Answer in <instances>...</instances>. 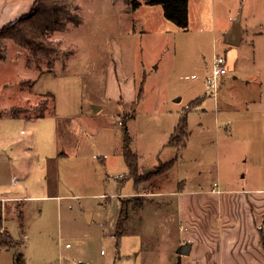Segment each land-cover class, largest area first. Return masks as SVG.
<instances>
[{
	"label": "rangeland",
	"instance_id": "obj_1",
	"mask_svg": "<svg viewBox=\"0 0 264 264\" xmlns=\"http://www.w3.org/2000/svg\"><path fill=\"white\" fill-rule=\"evenodd\" d=\"M96 1H85L79 9L73 0L67 1L70 12L83 20L81 24L67 21L65 28L49 33L59 49L52 64L47 58L29 60L27 50L19 43L0 38V114L6 109L29 116L39 115L41 108L51 110L52 98L28 95V87L37 71L55 70L70 58L66 73L61 74L80 77L85 92L81 101L86 114L94 115L87 122L92 132L82 134L77 153L60 158L61 192L65 196L58 202L34 201L28 217L30 239L24 237L23 264H146L145 253L137 260L136 251L148 245L155 250L157 241L170 244L173 240V235L160 234L157 227L150 231L153 237L151 241L148 237V243L129 233L122 237L115 234L124 198L143 189L140 181L157 176L142 175L137 182L129 175L123 128L134 106L122 113V107L107 101L103 111L93 113V99L101 95L121 59L126 67L135 68L138 77L144 76L143 97L128 125L132 149L146 162L152 163L169 151L162 148L161 141L168 138L183 113L193 132L188 135L189 156L200 157L206 147L211 166L216 169L221 161L225 176L226 164H238L241 145L249 142L248 134L238 129L251 123L264 129V0H199L198 5L193 0L186 28L167 19L161 4L152 7L146 16H142L146 9L141 11L138 17L134 12L127 14L121 0H102L99 7ZM240 10L242 41L238 46L230 45L225 31L231 22L229 17ZM216 54L227 57L229 72L219 78L215 96L208 94V79L213 74ZM74 81L69 86L73 90ZM49 82L53 83L52 78ZM117 116L123 118L122 126ZM50 122V117L27 123L19 119L14 126L29 136L34 125L44 132ZM229 125L233 129L226 130ZM217 133L223 145L220 158ZM256 137L264 139V132ZM173 141L177 143L178 139ZM228 142L237 144L234 158H230L229 150L225 151ZM259 158L263 160L255 162L251 158L241 166L249 177L264 174V154ZM35 175L38 185L44 179L42 168L37 167ZM165 178L169 181L171 175ZM244 182L238 178L237 184ZM20 234L16 229L15 237ZM18 257L16 250H0V264H18ZM149 263L164 264L155 257Z\"/></svg>",
	"mask_w": 264,
	"mask_h": 264
},
{
	"label": "crops",
	"instance_id": "obj_2",
	"mask_svg": "<svg viewBox=\"0 0 264 264\" xmlns=\"http://www.w3.org/2000/svg\"><path fill=\"white\" fill-rule=\"evenodd\" d=\"M73 1L79 9L88 0ZM121 1L125 4L124 10L127 14L134 12L138 17L141 11L146 9L147 13H142V16H146L150 9L156 6L147 4L146 0H138L141 4L132 9L133 0ZM35 2L36 0H0V27L28 14ZM198 3L199 0H196V5ZM95 4L99 7L103 3L102 0H97ZM191 4L193 6V0H189V9ZM238 14L229 17L231 22L225 31V37ZM119 45L120 43H117V46ZM119 48L121 49L120 46ZM69 59L55 70L51 68L37 71L28 87V95L52 97L51 110L46 108L43 116L14 115L10 109L0 114V230L8 231L14 239L13 246L1 247L0 250H16L17 254L24 255V260V237H28V217L33 210L34 201L58 202L65 196L61 192L60 158L63 154H76L82 134L92 132L87 127V122L94 115L86 114L82 102L85 98L82 80L78 79L80 77L61 74L66 73ZM116 68L117 66L106 81L101 95L98 94L99 96L93 99V113L103 111L107 101L122 107V113L129 111L136 101V106L140 103L143 97L144 76L138 77L135 68L126 67L122 59L117 68L120 71ZM50 78L53 83L49 82ZM71 80L74 81V90L69 87ZM71 91L73 97L70 96ZM139 93L142 95L138 101ZM208 94L213 93L208 91ZM94 96L93 94L92 97ZM176 100L180 101L181 98ZM135 112L136 109L129 122L136 116ZM184 115L186 114L183 113L182 117ZM48 117L53 119V122L47 124L44 132L38 131L39 128L34 125L29 136H25L24 130L18 131L14 126L19 119L27 123ZM181 119L176 121L168 138L166 136L161 141L162 148H169L166 154L161 153L152 163L138 156L139 175L148 177L150 173L157 176L140 181L139 187L143 189L124 198L129 206L122 236L129 233L145 243L152 234L150 231L156 227L160 234L173 235L170 244L159 240L155 250L148 245L146 249L142 247L136 251L137 260L145 253L146 264H150L154 257L160 258V262L164 264H264V245L260 231L261 228L264 230V174H252L249 177V173L241 169L251 158L255 159V162L263 160L259 157L264 154V139L257 138L256 135L264 132V129L259 126L255 128L252 123L248 126L242 125L238 129L248 134L249 142L241 145L243 149L239 153L241 159L238 164H226L225 172H228V176H225L221 172V161L216 169L211 166L210 158L205 155L206 147H203L200 157L189 156L188 135L193 132L189 131L188 126L180 144H170L169 141ZM228 129L233 127L229 125L226 130ZM217 136L219 142V133ZM224 146L226 152L230 151V158H234L232 152H237V144L228 142ZM222 147L219 142L216 149L219 158ZM230 161L235 162L233 159ZM169 162L171 165L167 170L157 171L162 164ZM190 164H193L191 168ZM37 167L42 168L44 172V179L38 185L35 175ZM169 174V181L167 178L162 179L164 175ZM238 178L246 182L237 184ZM196 183L194 187L191 186ZM37 209L43 210L42 206ZM16 229L21 233L19 238L15 237ZM185 244H189L188 252L183 254L180 248Z\"/></svg>",
	"mask_w": 264,
	"mask_h": 264
},
{
	"label": "trees",
	"instance_id": "obj_3",
	"mask_svg": "<svg viewBox=\"0 0 264 264\" xmlns=\"http://www.w3.org/2000/svg\"><path fill=\"white\" fill-rule=\"evenodd\" d=\"M68 1V0H67ZM67 1L62 0H36L33 8L28 14L21 16L12 22L0 27V38H9L15 40L28 52L29 60L31 57L42 59L47 58L49 63L52 64L54 56L58 53L59 49L55 42L49 39V33L63 29L66 26L67 21H75L76 24H81L82 17L78 14L70 12L71 6ZM148 4H161L164 9V14L167 19L176 23L178 26L186 28L188 27L189 17V0H146ZM141 4L138 0L132 1V9L138 7ZM33 80L30 82L32 83ZM142 93H139L137 100L139 101ZM49 96H53L49 94ZM52 98V97H51ZM53 100V99H52ZM136 103H134L133 111H135ZM43 109V110H42ZM39 115H44L46 108H41ZM25 112V111H22ZM19 113H14L17 115ZM131 118V114H128ZM176 131L170 139V144L178 145L183 138V135L187 132V115H184L181 122L176 126ZM124 156L129 165V175L134 177L137 182L141 178L138 172V155L132 149V136L128 124L124 125ZM178 139L175 143L173 140ZM171 162L168 164H162L158 168V172H163L169 168ZM149 175V174H148ZM123 208L118 219V227L116 235L122 237L125 218L128 214V206L126 201H123ZM261 240L264 245V230L261 228ZM14 245V239L8 231H0V248L11 247ZM24 255L21 253L17 258L18 264H23Z\"/></svg>",
	"mask_w": 264,
	"mask_h": 264
},
{
	"label": "built area",
	"instance_id": "obj_4",
	"mask_svg": "<svg viewBox=\"0 0 264 264\" xmlns=\"http://www.w3.org/2000/svg\"><path fill=\"white\" fill-rule=\"evenodd\" d=\"M229 72V67L227 66V57L220 54H216L213 62V74L210 79H208V91L216 95L219 88V78L225 76ZM118 123L122 126L123 118L117 116ZM13 179L16 180L14 177ZM2 231V230H0Z\"/></svg>",
	"mask_w": 264,
	"mask_h": 264
},
{
	"label": "water",
	"instance_id": "obj_5",
	"mask_svg": "<svg viewBox=\"0 0 264 264\" xmlns=\"http://www.w3.org/2000/svg\"><path fill=\"white\" fill-rule=\"evenodd\" d=\"M241 10L238 14V16L236 17V19L234 20V23L231 27V29L228 31V33L226 34V40L228 43L233 44V45H239L242 39V32H243V28L241 25ZM189 246V244H185L180 248V252L183 254H186L188 252L187 247Z\"/></svg>",
	"mask_w": 264,
	"mask_h": 264
}]
</instances>
